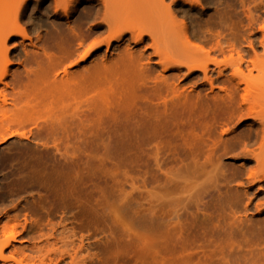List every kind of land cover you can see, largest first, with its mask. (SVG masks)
I'll return each mask as SVG.
<instances>
[{"label":"rangeland","instance_id":"obj_1","mask_svg":"<svg viewBox=\"0 0 264 264\" xmlns=\"http://www.w3.org/2000/svg\"><path fill=\"white\" fill-rule=\"evenodd\" d=\"M164 1L165 5L169 4V0ZM218 1L220 6H224L219 8ZM239 1H241L240 5L241 3L243 5L242 8ZM37 2V0H30L26 11L22 14L20 25L25 28L22 27L29 34L28 36L33 39L32 43L34 45L38 43L35 48L39 50L40 45H42L40 47L41 52L45 50V53L49 56L53 51V57L56 54L57 58L59 53H55V50L57 52L61 51L62 47H56H60L62 44L55 35V29L50 27L52 25H50V22H58L57 24H59V22L63 23L66 19L62 17L61 13V16H57L59 18L52 16V0H42L39 4ZM35 3H37V10L34 9ZM228 3L229 7L227 8L224 0H205L204 9L205 7L207 9L203 16H198L195 13L196 10L189 9L187 5H176L175 7L169 4L171 17H173L171 21L173 20L174 23L172 22V24L175 27L176 25L177 27L182 25V22L185 26L186 23L188 33L196 35V38L194 37V40H197L196 43L210 38V32L207 34L208 30L214 35L218 29H220L219 32H222L221 29L224 31L226 29L225 34L228 37L231 36L228 42L232 41L230 45L232 47L234 45V48L231 49L235 50L233 51L235 56L238 53L242 56V59L244 57L245 62L241 69L246 75L245 71L247 72L250 67L245 69L246 62L258 60L259 63H264V50L258 44L264 40V34L262 35L264 32V0H229ZM48 6L50 11L47 10ZM84 6L82 4L77 7V14L73 15L74 18H70L71 24L68 28L73 27L72 22L76 20L78 15L82 14L81 10ZM234 8L235 10L232 12ZM95 9L93 7L92 11L95 12ZM219 9L222 11L220 10V12ZM228 10L231 11V14H227ZM243 11L248 15L243 14L242 17ZM213 12L217 16L219 15L214 21L215 25H211V27L204 25L207 17ZM223 12L227 16H225V13L223 15ZM101 13L102 7L99 17H102ZM93 15L92 17L95 16ZM228 16L231 17L230 20H228ZM244 16L250 19L248 20ZM225 18H227L226 21H224ZM252 19L256 21L252 22L254 21ZM89 20L92 21L91 18ZM221 20L227 23L223 25ZM228 21L231 26L230 29H232V31L229 30V32L231 31L230 36L229 26H225L229 24ZM248 21L250 22L248 23ZM219 24L222 27L225 26V28H221V26L218 28ZM249 24H252V26ZM212 26H214L213 29ZM209 27L210 29H207L206 32L205 28ZM103 28L101 31H104ZM49 35L53 40L48 37ZM203 35L209 36L205 38ZM102 36L104 39L107 38L106 33ZM200 37L204 39L200 40ZM91 38L87 40L88 44L89 42L92 44L96 40H101L96 37ZM127 38L125 37L124 41L119 44L111 42L108 47L104 45L107 39H102L103 41L95 47H90L92 45L85 46L87 43L85 42L78 49L74 46L76 43L73 42V47L77 50L71 46L75 51L71 54V58L69 57L70 60L65 62L64 67L67 66L66 69H70L68 71L74 73V76L75 74L78 76L76 78L79 80H76L79 81V84L76 82V87L81 84L79 77L87 79L86 76H90V74L93 77L89 78L90 80L82 78V81H86H83L85 82L83 85H86V93L83 89L77 88V91L81 89L80 93L84 92L82 96H80L82 93H79V97H81L79 103L78 100H73L74 97H70L74 96L72 93V95L67 94L68 99L72 98L70 100L73 104L75 103L74 105L71 104L72 102L69 103L72 107L67 105L69 100L64 97L66 94L62 98L60 96L59 101L56 97V103L58 101L57 106L59 105L60 109L57 108L55 103L57 111L52 106V112L50 111L51 113L48 115L49 120L45 119L47 124L52 122V125H48L53 130L52 136L46 140L34 139L35 141H33L32 138L28 140L23 138L19 141L16 137L0 139V188L2 187L6 192L4 202L0 201V224L7 223L6 237L10 233L14 235V238L9 240L6 248H2V257L5 261L0 260V264H15V262L20 263L21 261L20 264H39L40 261H44L43 264H264V238H261L260 241V238H255V233H251L264 226L262 225L264 224V181L254 180L242 186L245 192V200H243L242 205L246 206L244 208L247 210H229V207H227L229 209L225 207L227 210H224V207H221L223 205H220L221 210L219 206H212L213 208H219L221 213L214 209V213L217 212V215H219L215 214L214 216V213L212 215L213 211H209L211 220L208 221L209 223L207 222L208 224L196 226L189 222L195 206H201V203L209 200L204 197L210 194L212 188L213 195L214 187L211 188V185H215L216 178L213 177L215 174L211 172L209 167L202 164L204 163L202 160H200L201 163L199 162L201 166L197 167L199 171H197V168L195 170L194 167L193 169L190 168L187 173L181 172L178 163L173 162L175 152L181 149V145L184 143L183 140L185 141L187 138L185 137L187 135L177 128V126L180 127L178 122L172 123L171 128L168 126L163 127V130L165 128L167 130H165V134H162L163 136L157 134L160 135V139H154V137H159L154 136L155 133L154 135L150 134L152 137L154 136V140L149 137L150 135H148L149 139H145L146 137L141 127H139L140 125L135 123L138 122V116L140 117L142 113L139 110L140 105L137 104L141 102L140 95H136L139 92H135L138 90L136 87H140L139 80L136 78L137 76L131 64H127L128 68L130 65L131 67L125 70L126 66L123 65L122 68V65L120 66L117 62L120 63V60L124 59L122 58L123 53L126 55L124 50L127 52L129 50V53H131L141 48L133 43L131 44L130 41V43L126 42ZM35 40L40 42L36 41L34 43ZM18 41L20 42L19 38H13L5 42L4 50L10 60L8 64L1 61V70L2 65L3 68L4 66L7 67V76L4 78V82H9L8 79L13 73L16 74L17 69L21 72L17 64L18 58H15L18 51L21 53L22 50V46L19 45ZM46 41L49 43H44ZM27 42L25 41L26 49H33L30 46L28 48ZM249 42L254 45H252V48L248 45ZM50 46L52 48L51 52L49 51ZM53 47L56 49L53 50ZM37 49L34 50L37 51ZM251 49H253L252 52ZM149 51L146 53H149ZM236 51L238 52L236 53ZM119 56H121V59ZM11 61L13 62L11 63ZM123 61L126 65V59ZM33 67L34 72L35 69H39L36 65H32V69ZM44 69L35 72L38 78ZM98 69L100 74L96 75L94 71L98 72ZM100 69L103 71L101 72ZM129 70L130 72L131 70L134 71L131 72L134 77L129 73ZM169 74H177L179 80H182L185 69H182L179 73L176 71L168 72L166 75ZM215 75L214 73L213 77ZM24 82H20L23 87L21 89L24 91L22 92L19 88L16 91L18 93L20 91V93L19 95L15 94V96L20 98H22L21 94L27 96L26 93L30 90L28 88L32 89V86L35 85L30 82L31 86L27 84L30 86L28 87ZM34 82L36 83V81ZM80 87L83 88L81 85ZM87 87L89 90H87ZM77 96L78 94L75 96L76 99H78ZM61 103L67 106L63 107L62 105L63 110H61ZM53 110L55 111L53 112ZM81 113H84L85 118L88 115V119L82 118L83 114L80 115ZM58 116L59 118H57ZM77 116L78 118L81 117L79 118L80 123L81 119L83 122H85L84 119L86 120L85 123L82 122L85 124H82L85 127L83 130L79 125ZM52 117L54 122L50 120ZM176 128L179 130L178 132ZM84 130L86 136L82 133ZM174 131L176 132L173 134ZM55 134H57L56 138ZM63 135L68 136L67 139H63ZM60 136L63 137L62 141L59 139ZM175 138L178 140L177 142H175ZM47 140L51 141L50 143H53V145H57L56 147H59L60 152L54 151V153L52 150L56 148L55 145L53 147ZM52 140H55V142ZM172 140H174V143ZM179 141L181 145H179ZM42 147L47 148L45 150ZM42 152H48V154L44 155ZM51 152L56 155L55 158L52 157ZM50 154L51 159L49 156L47 158V155ZM57 158H60L59 162H56L58 161ZM167 158L169 161H167ZM62 159L64 162L71 163L72 167H64L63 161L61 162ZM245 159L230 157L225 162L234 163L235 165L244 163L245 175L246 170L254 164L253 161H245ZM60 165L64 168H59ZM191 170H195L196 173L191 172ZM65 173L68 174L65 176ZM56 178H58V181ZM55 179L56 181H54ZM59 183H62L61 186H59ZM200 198L204 199L200 200ZM218 199L215 200L218 201ZM216 201L212 198L213 205L220 203V201ZM240 211L241 213H239ZM241 218H246L249 221L247 224L249 229H246L250 232H245L246 230L238 231L237 226ZM253 221L256 222V229H253L256 227L254 223V225L252 224ZM201 228H205V230ZM204 231L205 233H201ZM244 235L245 237H243ZM4 239L3 235L0 234V243Z\"/></svg>","mask_w":264,"mask_h":264},{"label":"bare ground","instance_id":"obj_2","mask_svg":"<svg viewBox=\"0 0 264 264\" xmlns=\"http://www.w3.org/2000/svg\"><path fill=\"white\" fill-rule=\"evenodd\" d=\"M37 1L38 4L42 2V0H37ZM228 1L229 0H224V3L227 8L229 7ZM29 2L30 0H0V72H2L0 74V85L2 84V86H0V139H3L4 137L6 138L16 137L18 138L19 141H21L23 138L26 140L32 138L33 141H35L34 139L46 140L50 136H52L53 130L49 126L52 125L51 124L52 122H50V124L48 122L49 124L48 125L45 119L47 120L49 117L48 116L49 113L52 112L53 109L52 106H54V109H56L54 105L56 103V97L58 98L59 101L60 99L59 97L61 96L62 98V96L66 94L64 97L70 101V102L67 101L68 106L69 105L71 106V104L72 105L75 104V103L73 104V102L71 101L73 97H74L73 100L75 101L78 100L79 103V100L81 98L79 97V95L82 93V92L80 93L81 89H83V91L86 90L85 88L86 85L83 84L86 82L85 80L89 78L91 79L92 77L91 74L90 76L89 75L86 76L87 79H85L84 77H79L81 81L82 78H84L85 80L83 81L85 82L80 81L81 83L80 85L83 86V88L80 87V85L79 87H76V85L79 84L78 83L79 79L76 78L77 75L75 74L74 76V73L68 71L70 69H66L67 66L64 67L65 62L70 60L69 57L71 56V54H73L74 51L77 50L78 48L82 47L84 43L87 42L89 38H91V36H95L96 38H99L101 40L98 39L99 41H97L95 39L97 42L96 41L95 43L92 42V44L91 42H89V44L87 42L85 46L92 45L90 47H95L99 45L100 42L103 41L102 39H104V37L102 36L104 33H106L107 36L106 38L107 41L104 43L106 47H108V45H110L111 42H115L119 44L121 41H124L123 39L125 37L127 38L128 36L127 38L128 40L126 42L130 41L131 44L133 43L135 46H140L141 48L131 53H129L128 49H127L128 52L124 50L127 56L125 55V53H123L122 58L126 59V65H125V61H123L124 59H121L122 55L119 56V58L122 61L120 60V63L119 61L117 62L118 64H120V66L122 65V68L123 65L126 66V68L124 67L125 70L130 69L132 65L135 74L137 76L135 77L139 80L138 82L140 83V87L139 86L136 87V89L138 88L139 91L136 90L135 92H139V94L136 93V95L141 96V97L139 96L141 102L140 104L139 102L137 104L140 105L139 110L142 111V113L140 111L142 115L140 113H139L140 117L138 116L139 114L137 115L138 122H135L137 123L136 125H140L139 127H141L142 129V132L146 137L145 139L148 138V135L150 134L154 135V133H155L154 136H159L157 138L153 136L154 139H158V138L160 139L161 138L160 135L165 134V130H167L166 128L163 130L162 129L163 127L168 126L171 128L170 125L172 123L178 122L180 124V127L177 126V128L180 131L184 132L187 135L185 136L187 138L185 139V141L181 138V140H183L184 142L183 143L180 140L183 143V145H181L179 141V145H181L182 147L177 152H175V155L173 157V162L178 163L180 169L182 170L181 172L187 173L190 170V168L193 169L195 167L194 169L196 170L197 167H200L201 165L199 164V162L201 163L200 160H202L204 161V163L202 164H204L205 167L206 166L209 167L211 169V172H214L215 174L213 176L216 178L215 183L213 181L215 185L213 186L212 184L211 188L214 187L213 195H215L216 198H214L215 196L213 197L212 195L213 188L210 189L211 192L209 191L210 192L209 195H207L209 192H206L207 194L204 193L205 195H207V197L205 196L204 198L205 199L207 198L209 200L205 201L206 203L203 201L204 203H201V206L199 205L195 206L194 212L192 211L193 213H191L192 215H190L191 217L189 219V222L192 225L204 226V224H206L208 221L211 220L210 212L213 211L212 212L213 215L214 211L217 209V208H213L212 206L220 207V205H223L221 207H224V210H227L229 208H230L229 210L231 209L238 211L247 210L246 208H244L246 206L242 205L243 200H245L244 198L245 192L242 189V186L247 183L253 182L254 180H258L261 182L264 181V63H259V61L255 59H254L255 62L253 61L246 62L247 64H245V69H247L249 66L250 67L247 72L245 71L246 75L244 74V71L241 69L243 68L242 66H244V62H245L243 60L244 57L242 59V56L238 55L237 53L238 51H236L237 54L235 56V53L233 52L235 50L231 49L234 48V45L232 47L230 45L232 41L228 42L229 38L231 37L230 33L232 31V29H230L231 26L229 21H228L229 24L225 26H229L228 32L229 30H231L229 32L230 37H228L225 34L227 31L226 29L225 31L221 29L222 32H219L220 29L217 30L216 28L217 33L212 35L210 30H208L207 32V29H210L211 25H215L214 21L216 20L217 17H219V15L217 16L213 12L207 17V19L205 20L206 22L204 24L210 26L209 28H205L207 34L210 32V38L208 39L206 38L209 35L207 36L203 35L206 39L200 37L199 38L200 40L201 39L204 40L196 43L195 41L197 40H194V37L196 38V35L194 36L188 33L189 31L186 27V23L184 26L183 25L184 22H182L183 24L178 27L177 25L175 27L172 24L173 20L171 21V19L173 17H171L172 13L169 10V4L175 7L176 5L177 6L187 5L189 6V9L196 10L195 13L198 16L199 15L203 16V14L206 13L205 10L207 9L206 7L204 9L205 0H169V4H167L168 7L167 5L164 4L165 2L164 0H52L53 2V11H51L53 14L52 16L53 17L55 16L56 18L61 13L62 17L63 18L65 17L64 19H66L63 23L59 22V24H57L58 22L55 21L57 23L50 22V25L51 24L52 25L51 26L49 25L50 27H53L55 29V35L58 37L59 41L64 46V47L62 45L60 47L57 46L56 48H61V47L62 49L64 48L63 50L61 49V51L59 50L58 52L57 50H55L56 48L53 47L54 48L53 50L56 51L55 53L57 54L59 53V56H57L56 58V54L55 57H53L54 56L52 54L54 53L53 51L52 53H50L51 52L50 50L52 49L51 46L50 49L48 47L50 52L47 51L50 53L49 56L47 55V53H45L46 52L45 50L41 52L42 49L40 50V47L42 45H40L39 50L35 48V45L38 44L36 43V41L38 42L40 41L35 40L34 43L36 44L34 45L32 43L33 39H31L28 36L29 34L25 32L24 30L25 28L22 25H20V21L23 16L22 14L23 12L26 11ZM240 2L241 1H239V5ZM37 3L34 4L35 10L38 9ZM82 4L85 5L82 10L80 9L82 14L77 16L76 20L72 22L73 27H69L70 28L69 29L68 26H70L69 24H71L69 21L70 18L73 17V15L77 14V9H78L77 7ZM233 5H235V3ZM50 6L52 7V4ZM222 6H220L219 4V8ZM240 6L242 8L243 6L242 3ZM93 7L96 8L95 12L92 11ZM101 7H102V13H101L102 17L100 16L101 17L100 18L99 13ZM47 10L50 11L49 6L47 7ZM220 10L221 9H219V11ZM234 10L235 8L232 10V12ZM215 12H217V10H215ZM230 12L231 11H229L227 14H231ZM224 13L225 12H223V15ZM227 14L225 13V16H227ZM243 14H245L244 11L242 13V17ZM92 15L94 17H92ZM90 18L92 19L91 22L89 20ZM230 18L231 17L228 16V20H230ZM246 19L249 20L250 18L247 17ZM86 20H88V22L85 23ZM226 20L227 18H225L224 21ZM222 21L223 20H221V24L223 25L227 23V22L224 23ZM245 21L247 22V20ZM255 21L256 20L252 22ZM249 22L250 21H248V23ZM218 23H220V21ZM249 25L252 26V24ZM220 26L221 25L219 24V27L218 26L217 27L220 28ZM225 26L223 27L221 26V28H225ZM213 27L214 26H212V29ZM102 28L104 29V31H101ZM252 33L255 34V32ZM46 34L44 33V35ZM263 34L264 32L262 33V35ZM50 35L48 36L49 38ZM248 35L246 36L247 38ZM262 35L261 37L264 36ZM100 36H102L103 38L102 37L100 38ZM95 37L92 38L94 39ZM13 38L14 39L19 38L20 42L18 41V43L19 45L22 46L21 53H19L18 51V54L15 56L16 59L18 58L17 64L20 67L21 72L17 69V71H19V72L16 71L17 75L14 73L12 76L9 75L11 76L10 78L7 77L9 78L8 79L9 82H4L5 80L4 78L7 76V69H6L7 67L4 66L3 68L2 65V70H1V61H4L6 64H8L10 59L7 58L6 51L4 50L5 42ZM43 38L45 37L43 36ZM25 41L26 42L28 41L26 43L28 45V48L30 46L33 49H26L27 46L25 47ZM73 42L76 43L74 46H76L77 49L73 47L72 44ZM226 42L229 44H227ZM44 43H49V42L46 41ZM93 43L95 44L94 46ZM258 44H260V46L264 50V40L261 43L259 42ZM248 45L252 48L253 44L250 43ZM71 46L75 49L74 51ZM34 49L35 50L37 49L38 52L35 51ZM148 50H150L149 53H146L148 52ZM252 50L253 49H251V52ZM232 53L234 54L235 59ZM12 62L13 61H11V63ZM127 64H131L129 68ZM32 65L38 66L40 70H43L44 69L43 67L46 68L39 75V78L37 73L35 72L40 70L37 68L38 70L35 69L34 72L33 71L34 67L32 69ZM182 69H185V75L182 76L183 79L180 78L182 80H179V75L177 76V74L166 75L168 72H173V71L179 73ZM134 71L131 70L132 73ZM94 72H96V75L100 74L99 69H98L99 73L97 71ZM131 72L129 70V73L133 76ZM214 73L216 74L215 75L216 77L215 76L213 77ZM94 75L95 73L93 74V76ZM23 79L25 82L22 81ZM34 81H36V83ZM20 82L22 83L24 82L26 85L29 84L30 82L35 84L33 85L34 87L32 86V89L28 88L30 90L26 93L27 96L21 94L22 98L15 96V94L19 95L20 93V91L18 93V91L16 90H18L19 88L20 89L23 88L20 85ZM134 82L136 81L134 80ZM29 85L31 86V84ZM91 86L94 87L93 85ZM88 87L87 90H89ZM77 88L78 89L81 88L80 90H78L79 92L77 91ZM71 93L74 94V96H70L72 97L70 98L71 99L70 100L68 99L67 96ZM77 94H78L77 96L78 99H76L75 97ZM83 94L84 92L80 96H82ZM63 104L64 103H61V108ZM64 106L67 107L66 105H63V107ZM57 108L60 109V106L58 105ZM61 110H63V108ZM54 111L55 110H53V112ZM64 111L63 114L65 113ZM84 113L86 112L84 111ZM84 113L80 114V115L83 114L82 118H85ZM56 116L54 115L55 119ZM88 117L89 116L87 115V118L85 119L87 120ZM57 118H59V116ZM79 118L81 117L79 116ZM85 119L84 121L86 122ZM50 120L54 122L53 117ZM78 121H79V125H81V129L83 130L85 127H83L82 124L85 122H83L82 119H81V123H80V119ZM178 129L177 132L179 131ZM84 132L85 130L82 131V133L84 136H86ZM175 132L176 131L172 133L174 134ZM62 134L60 135L62 136ZM56 135L57 134H55V138ZM61 136L59 138L60 141H62L63 137H64L63 139L65 138L67 139L68 137V136L66 137L65 135H63V137ZM149 137L153 139L152 135H150ZM173 141L174 140H172V142ZM177 141L178 140L176 139L175 142ZM50 142L51 141H49L48 143ZM53 142H55V140ZM50 144L53 145V143ZM56 146L57 145H55V147ZM46 148L44 149L46 150ZM52 149L53 148L51 147V150ZM55 149L52 151L53 152L58 151V153L60 152L59 147L57 148L58 150ZM46 153L48 154V152L45 153L42 152V154L44 155ZM48 156L50 158L51 154L47 155V158ZM55 156L56 155L55 154L53 155L52 153V157L55 158ZM230 157L246 158L245 161L246 160L253 161L254 163L252 164L253 166L246 170L247 176L246 174L244 175L245 172L243 166L244 163L235 165L234 163L225 162ZM59 159L56 162H59ZM62 161L63 159L61 160V162ZM167 161H169L168 158ZM62 163H64V167L66 168L72 167L71 163L69 162L63 161ZM178 165L176 164V166ZM61 166L62 165H60L59 168L63 169L64 167ZM170 167L171 169L173 168L172 165ZM194 171L191 170V172ZM197 171H199L198 168ZM66 174L68 173H65V176ZM58 178H56L57 181ZM56 179L54 181H56ZM60 179L62 178L60 177ZM61 181L62 183H64L63 180ZM65 183L67 182L65 181ZM61 184L59 186H61ZM5 197H6V192L1 187L0 201H3ZM212 198L214 199V201H216L217 198H219L218 201H220V203L213 205ZM203 199L200 198V200ZM200 200L198 201L200 202ZM42 201L44 200L42 199ZM225 207L226 208L229 207V208L225 209ZM217 210L218 212H220L222 208L221 210L219 208ZM207 212H209L208 213L209 215L206 214ZM239 213H241V211ZM215 214L217 215V212L214 213V216ZM212 222L214 223V221ZM248 223L249 221L246 218H241L237 226L238 231L242 232L243 230L244 231L246 230L245 232L247 231L250 232L247 226ZM253 223L254 221L252 222V224ZM254 224L256 225V222ZM6 228H7L6 222L0 224V234H2L3 237L5 238L0 243V260L2 261H5V259L2 257V248L3 247L6 248V246L9 244V240L14 238V235L12 233H10L6 237ZM256 228L257 225L253 229ZM203 230H205V228ZM201 233H205V231ZM251 233H255V238H260L261 241L262 240L261 238H264V226L256 229V231H252ZM241 235L242 234L240 233V236ZM243 237H245V235ZM252 237L254 238V236ZM43 262L44 261H40L39 264H43ZM20 263H22V261ZM20 263L15 262V264H20Z\"/></svg>","mask_w":264,"mask_h":264}]
</instances>
